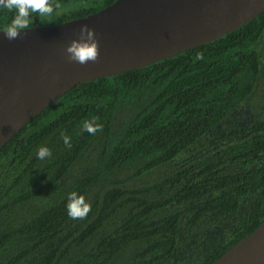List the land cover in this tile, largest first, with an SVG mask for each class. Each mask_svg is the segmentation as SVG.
I'll use <instances>...</instances> for the list:
<instances>
[{"label": "trees", "instance_id": "trees-1", "mask_svg": "<svg viewBox=\"0 0 264 264\" xmlns=\"http://www.w3.org/2000/svg\"><path fill=\"white\" fill-rule=\"evenodd\" d=\"M113 1L55 0L66 10L46 25ZM13 15L0 8V30ZM263 51L264 11L80 83L27 122L0 147V264H209L249 234L264 220V113L247 111ZM93 118L94 136L82 131ZM41 146L52 156L37 159ZM73 191L91 204L86 219L66 214Z\"/></svg>", "mask_w": 264, "mask_h": 264}, {"label": "water", "instance_id": "water-1", "mask_svg": "<svg viewBox=\"0 0 264 264\" xmlns=\"http://www.w3.org/2000/svg\"><path fill=\"white\" fill-rule=\"evenodd\" d=\"M263 11L264 0H115L14 40L0 33V147L74 86L213 41ZM81 25L99 45V59L85 65L67 62L64 53ZM209 264H264V220Z\"/></svg>", "mask_w": 264, "mask_h": 264}, {"label": "clouds", "instance_id": "clouds-1", "mask_svg": "<svg viewBox=\"0 0 264 264\" xmlns=\"http://www.w3.org/2000/svg\"><path fill=\"white\" fill-rule=\"evenodd\" d=\"M59 7L60 5L55 3V0H0V8L14 13L11 21L0 33H3L4 38L8 40L20 38L21 32L33 27L30 20L33 21V18L38 17L41 23H50L48 18H51ZM78 37V39L71 40L64 49L67 62L80 65L96 62L99 59V45L94 31L87 25H81ZM197 58L202 59V55L198 54ZM102 130L103 125L96 123V118L83 122L82 131L90 135L94 136ZM61 138L65 147L71 148L70 137L61 133ZM36 156L39 160H45L52 156V152L48 147L41 146L38 148ZM91 210V204L86 202L83 195H79L75 191L68 193L66 214L70 219H86Z\"/></svg>", "mask_w": 264, "mask_h": 264}, {"label": "rangeland", "instance_id": "rangeland-1", "mask_svg": "<svg viewBox=\"0 0 264 264\" xmlns=\"http://www.w3.org/2000/svg\"><path fill=\"white\" fill-rule=\"evenodd\" d=\"M67 6H60L56 11L53 13V16L56 13L62 12L66 10ZM48 20H51V18H48ZM33 27H40L46 25L45 23H41L39 18L34 19ZM262 61H263V71H262V77L257 85L256 93L253 94L248 102H247V111L248 113L252 114H261L264 113V51L262 52ZM255 97L254 99H252ZM252 99V100H251ZM251 100V101H250ZM250 101V102H249Z\"/></svg>", "mask_w": 264, "mask_h": 264}]
</instances>
